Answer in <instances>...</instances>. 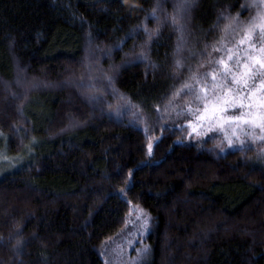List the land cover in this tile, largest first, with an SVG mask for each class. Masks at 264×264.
<instances>
[{
    "label": "trees",
    "instance_id": "16d2710c",
    "mask_svg": "<svg viewBox=\"0 0 264 264\" xmlns=\"http://www.w3.org/2000/svg\"><path fill=\"white\" fill-rule=\"evenodd\" d=\"M247 2L193 0L173 79L177 0H0V156L27 160L0 178V264H115L134 208L138 264H264V142L229 146L183 87L221 56L220 13L247 22ZM144 28L160 39L141 61Z\"/></svg>",
    "mask_w": 264,
    "mask_h": 264
},
{
    "label": "snow or ice",
    "instance_id": "6c2138e0",
    "mask_svg": "<svg viewBox=\"0 0 264 264\" xmlns=\"http://www.w3.org/2000/svg\"><path fill=\"white\" fill-rule=\"evenodd\" d=\"M193 0H177L173 5V14L169 17L165 15V21H170L171 29L177 33V42L175 50L172 54V78L176 79L177 74L184 68L183 52L188 45L186 36L187 23L186 15L192 7ZM242 8L255 9V14L251 15L247 22L239 19L237 16H226L220 13L217 21L221 18L228 21L222 29V36L212 45L214 52H220L218 59L211 58L210 62L214 65L213 70L205 73V81L201 82L197 77L192 79L200 83V88L195 91L187 82L184 88L189 92H195V101L203 108L197 107L196 112L200 113L197 119L206 121L208 131H221L229 146H233L234 140L239 141L241 148L245 144V140L241 137H250L252 141L264 142V0H248ZM160 8L159 3L151 13L152 19L159 20L157 10ZM214 25L213 27H218ZM147 40L141 46V51H135L133 46V54L137 60H147V49L153 42H158L160 33L158 29H143ZM240 32V38L235 39V33ZM231 39L235 40L229 47ZM209 46L204 45L205 50ZM189 54L194 58L196 53L189 49ZM167 58V57H166ZM153 68L157 65L152 64ZM191 72V68L188 69ZM210 77V81L208 78ZM108 84H111V78L106 77ZM115 91V90H113ZM174 93V95H177ZM121 99L124 97L121 96ZM127 107L134 108L130 101ZM191 112L193 109L188 108ZM192 127V125H189ZM195 131L196 129L193 128ZM149 154H151L152 145H148ZM264 158V152L260 154ZM142 213V210H139ZM142 228L147 227L148 217L142 216ZM17 241V247L20 246ZM149 249L147 246L136 249L137 256L133 259L132 264H138L140 257L147 254Z\"/></svg>",
    "mask_w": 264,
    "mask_h": 264
},
{
    "label": "rangeland",
    "instance_id": "374dc122",
    "mask_svg": "<svg viewBox=\"0 0 264 264\" xmlns=\"http://www.w3.org/2000/svg\"><path fill=\"white\" fill-rule=\"evenodd\" d=\"M1 136L2 135L0 134V138ZM30 156H33V153H30ZM26 162L27 160L24 158H21V160H9L7 158H4L3 156H0V172H4L0 174V178L4 176L5 172H12L13 170L21 168ZM139 210L140 209L138 208H134L132 210L129 218L130 226L128 227L127 231H125V233L121 235L120 239H118L113 249H111V254L114 257L113 261L115 262V264H132L133 259L137 256V252H134V249H132V244H137V249L142 248V242H144V239L149 230V218L147 227L142 228V216L146 215V213L144 211H142L141 213ZM130 252H132L133 254L131 253L130 255Z\"/></svg>",
    "mask_w": 264,
    "mask_h": 264
}]
</instances>
